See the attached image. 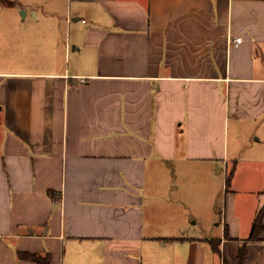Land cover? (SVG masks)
Here are the masks:
<instances>
[{"label": "crops", "instance_id": "crops-1", "mask_svg": "<svg viewBox=\"0 0 264 264\" xmlns=\"http://www.w3.org/2000/svg\"><path fill=\"white\" fill-rule=\"evenodd\" d=\"M263 207L264 0H0V264H264Z\"/></svg>", "mask_w": 264, "mask_h": 264}, {"label": "trees", "instance_id": "trees-1", "mask_svg": "<svg viewBox=\"0 0 264 264\" xmlns=\"http://www.w3.org/2000/svg\"><path fill=\"white\" fill-rule=\"evenodd\" d=\"M231 173L228 176V182L230 180ZM263 217H264V207L259 211L258 215L256 216L252 230L250 233V240L256 239L258 235L264 230V225H263ZM212 249L214 252L219 253V247L215 245L214 241L211 242ZM19 257L24 259V260H30L33 262H36L37 264H50V255L46 254L45 256L38 255L36 253H19ZM243 261V249L240 252L239 256V263L241 264ZM223 264H226V260H223Z\"/></svg>", "mask_w": 264, "mask_h": 264}, {"label": "rangeland", "instance_id": "rangeland-1", "mask_svg": "<svg viewBox=\"0 0 264 264\" xmlns=\"http://www.w3.org/2000/svg\"><path fill=\"white\" fill-rule=\"evenodd\" d=\"M223 177L222 176H220V179H222ZM222 185V184H221ZM220 184H219V186H220V192H219V194H218V196H217V205L220 207L221 206V203H222V200H223V195H222V193H221V189H222V186H221ZM224 185H225V183H224ZM218 215L220 216V213L218 212ZM217 222H219L218 220H217ZM220 229V228H219ZM218 229V233H219V230ZM215 235H217V233L215 234ZM164 257V256H163ZM167 257V256H166ZM151 259L152 260H154V258L153 257H151L150 258V260H149V262H148V264H151ZM147 264V263H146Z\"/></svg>", "mask_w": 264, "mask_h": 264}, {"label": "built area", "instance_id": "built-area-1", "mask_svg": "<svg viewBox=\"0 0 264 264\" xmlns=\"http://www.w3.org/2000/svg\"><path fill=\"white\" fill-rule=\"evenodd\" d=\"M241 42H242V40L239 38L231 41V43H233L234 45H239Z\"/></svg>", "mask_w": 264, "mask_h": 264}, {"label": "water", "instance_id": "water-1", "mask_svg": "<svg viewBox=\"0 0 264 264\" xmlns=\"http://www.w3.org/2000/svg\"><path fill=\"white\" fill-rule=\"evenodd\" d=\"M21 14H24V13H21Z\"/></svg>", "mask_w": 264, "mask_h": 264}]
</instances>
